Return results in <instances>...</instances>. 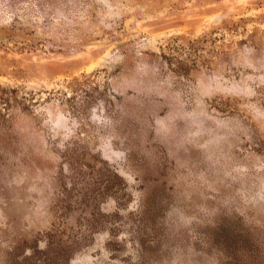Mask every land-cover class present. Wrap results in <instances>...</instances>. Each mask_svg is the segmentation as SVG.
Segmentation results:
<instances>
[{"label": "rangeland", "instance_id": "1", "mask_svg": "<svg viewBox=\"0 0 264 264\" xmlns=\"http://www.w3.org/2000/svg\"><path fill=\"white\" fill-rule=\"evenodd\" d=\"M0 264H264V0H0Z\"/></svg>", "mask_w": 264, "mask_h": 264}]
</instances>
